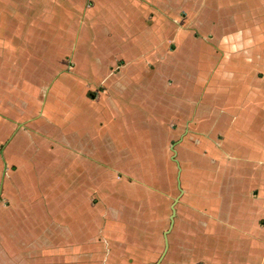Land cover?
Wrapping results in <instances>:
<instances>
[{"label": "crops", "instance_id": "obj_1", "mask_svg": "<svg viewBox=\"0 0 264 264\" xmlns=\"http://www.w3.org/2000/svg\"><path fill=\"white\" fill-rule=\"evenodd\" d=\"M88 1L0 0V264H264V0Z\"/></svg>", "mask_w": 264, "mask_h": 264}, {"label": "rangeland", "instance_id": "obj_2", "mask_svg": "<svg viewBox=\"0 0 264 264\" xmlns=\"http://www.w3.org/2000/svg\"><path fill=\"white\" fill-rule=\"evenodd\" d=\"M88 3H91V0H89ZM74 28H75V25H74ZM62 41H60V40L57 41L56 58L50 59L49 60L50 64H48V60H45V59H41L40 61H38L36 59H32L31 58L30 61H26V60L24 61L23 66L25 67V69L28 72L42 73V72H44L45 68L47 69V71L50 70L51 72L53 71L54 68L55 69L57 67L60 68V66H62V65H58V64H62V61H61L62 54L71 52L70 40H68L67 44L65 42H62ZM30 48H31V50H34L32 47H30ZM96 49H97V47H96ZM59 59H60V62H58ZM62 60L65 61L64 59H62ZM66 62L67 63H64L65 64L64 66H66L67 68L71 67V63L72 62H71L70 55H68L66 57ZM177 65L180 66V60H178V63L175 64V66H177ZM176 76L178 77L179 82L181 80L182 84L187 85L188 83L192 82L191 76H189L187 73L183 76L179 72L178 74H176ZM169 105H170V107L176 105L173 102L172 98L169 99ZM162 110H164V108H162L161 106H157V107L152 108L153 116L154 117H160V115L162 113ZM94 135L96 137L95 133H94ZM88 141H89V139H88ZM95 147H96L95 150H98L99 153L102 152L103 146H102V144L100 142L98 143L97 138H95ZM108 148L109 147H106L105 150H108ZM174 155H175V158H178L177 154H174ZM54 171L59 172L60 169L59 170H54ZM113 184H116V183H113ZM122 189H124V188L121 187L120 190H122ZM116 190H117L116 188H114V189H112V188L108 189L107 188L106 196H105L106 198L102 199L103 200V204L102 205L107 209V210L103 209L105 212H108L109 210L114 212V213H119L120 212V208L122 207V205L121 204H116V202H115V204L112 203L113 192L116 191ZM97 201H98V199L95 198V202H97ZM123 203H124V206L127 207V202L123 201ZM138 209H140V211H142V212L144 211V209L141 206V204L138 205ZM168 209H169V212H171V208H170L169 204H168ZM159 218L160 217H158V219H155V218L149 219V222L152 223V225H151L152 228L150 230L151 233H149V234L137 233V236L135 238L136 242H137V248H138V252H136V254H137L138 259H141L143 261V263L146 261V259H148V260L151 259V258L156 259L157 256L161 253V249H162V246L164 244L163 231H164L165 227H163V225H161V220ZM109 220H110V218H106L105 219V224H107ZM111 220H112V218H111ZM114 220H115L116 223L117 222H121L122 223V224H120L121 228L129 227V224H127L128 220H126V219H116V218H114ZM144 221L145 220H140V222L137 221V224H140V226H142V225H144ZM169 222H170V220H169ZM126 239L130 240L131 238H129V236L126 235ZM127 242H128V240L124 241V243H127ZM126 248H127L126 244L125 245L123 244L121 246V250H122L123 253H125L127 251ZM135 257H136V255H135Z\"/></svg>", "mask_w": 264, "mask_h": 264}, {"label": "water", "instance_id": "obj_3", "mask_svg": "<svg viewBox=\"0 0 264 264\" xmlns=\"http://www.w3.org/2000/svg\"><path fill=\"white\" fill-rule=\"evenodd\" d=\"M179 188H180V192L182 193V192H183V189H182L181 187H179ZM176 200H178V198H176ZM175 212H176L175 207L172 206L171 226H172V223H173V220H174ZM164 236H165V240H166V242H167V232L165 233Z\"/></svg>", "mask_w": 264, "mask_h": 264}]
</instances>
